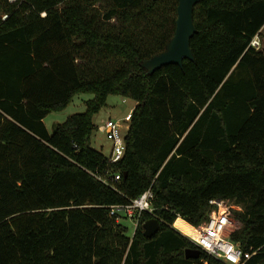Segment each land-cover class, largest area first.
Listing matches in <instances>:
<instances>
[{
	"label": "trees",
	"instance_id": "obj_1",
	"mask_svg": "<svg viewBox=\"0 0 264 264\" xmlns=\"http://www.w3.org/2000/svg\"><path fill=\"white\" fill-rule=\"evenodd\" d=\"M178 0H0V264H226L174 224L205 223L212 199L241 210L230 238L264 264V0H200L195 62L150 74ZM80 93L86 110L44 119ZM110 95L136 101L123 158L94 149ZM120 176V180L116 177ZM129 236L113 209L148 189ZM160 230L145 236L144 223Z\"/></svg>",
	"mask_w": 264,
	"mask_h": 264
},
{
	"label": "built area",
	"instance_id": "obj_2",
	"mask_svg": "<svg viewBox=\"0 0 264 264\" xmlns=\"http://www.w3.org/2000/svg\"><path fill=\"white\" fill-rule=\"evenodd\" d=\"M250 46L260 50L264 47V43L261 37L257 35L252 39ZM132 113L133 110L122 121L109 118L100 127L113 142L112 153L109 157L112 163L119 162L124 156L126 150L125 133L129 129ZM121 122H124L126 126H123ZM120 178V176H117L116 180H120ZM154 197V192L150 188L131 203L113 209L112 214H117L119 209H123L127 216L135 221L137 228L140 217L144 212H154ZM210 205L212 209L205 223L199 226L189 224L190 232L186 233L184 230H180L181 233L209 256L226 264H246L253 254L245 253L230 238L235 225L233 210H241V208L226 199H212Z\"/></svg>",
	"mask_w": 264,
	"mask_h": 264
},
{
	"label": "rangeland",
	"instance_id": "obj_3",
	"mask_svg": "<svg viewBox=\"0 0 264 264\" xmlns=\"http://www.w3.org/2000/svg\"><path fill=\"white\" fill-rule=\"evenodd\" d=\"M261 40L264 43V30L262 32ZM93 94L80 93L76 95L73 101L62 111L52 112L49 114L44 122L50 133L53 132L55 126L64 122L69 116L82 113L86 110V101L92 99ZM136 106V101L125 98L120 95H110L107 100V105L101 109L99 113L94 115V124L96 129L92 135L91 145L94 149L102 152L106 157H110L113 149V142L108 138L107 134L100 128L109 118L117 121H122L127 114H129ZM123 126H126L124 122H121ZM120 216V222L127 227L129 236H133L135 233V221L130 219L123 209L117 211ZM235 225L234 230L240 228L241 223L234 218ZM189 224V223H188ZM174 227L180 231L184 230V226L178 221L174 224ZM190 232V231H189Z\"/></svg>",
	"mask_w": 264,
	"mask_h": 264
},
{
	"label": "water",
	"instance_id": "obj_4",
	"mask_svg": "<svg viewBox=\"0 0 264 264\" xmlns=\"http://www.w3.org/2000/svg\"><path fill=\"white\" fill-rule=\"evenodd\" d=\"M200 0H178L176 29L173 38L166 50L144 61L142 66L150 73L161 68L176 64L183 67L185 60L195 62V55L191 47V40L197 32L194 21V10ZM160 230L158 219H150L144 223L145 236L152 238ZM187 259H199L200 249H188L185 253Z\"/></svg>",
	"mask_w": 264,
	"mask_h": 264
},
{
	"label": "bare ground",
	"instance_id": "obj_5",
	"mask_svg": "<svg viewBox=\"0 0 264 264\" xmlns=\"http://www.w3.org/2000/svg\"><path fill=\"white\" fill-rule=\"evenodd\" d=\"M178 222L181 223V224L184 226L185 232H186V231H190V227H189L188 224H186V223L183 222L182 220H179ZM186 233H189V232H186Z\"/></svg>",
	"mask_w": 264,
	"mask_h": 264
},
{
	"label": "crops",
	"instance_id": "obj_6",
	"mask_svg": "<svg viewBox=\"0 0 264 264\" xmlns=\"http://www.w3.org/2000/svg\"><path fill=\"white\" fill-rule=\"evenodd\" d=\"M44 120H45V119H44ZM179 220H182L183 222H185L186 224H188V222H186V221H185L184 219H182V218H178V219L176 220V222L179 221ZM176 222H175V224H176ZM188 225H189V224H188ZM181 231H182V230H181ZM181 231H180V232H181ZM186 232H189V231H186Z\"/></svg>",
	"mask_w": 264,
	"mask_h": 264
}]
</instances>
